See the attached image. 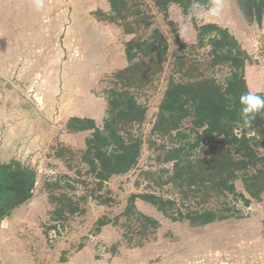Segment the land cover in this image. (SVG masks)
Returning a JSON list of instances; mask_svg holds the SVG:
<instances>
[{"label":"rangeland","instance_id":"374dc122","mask_svg":"<svg viewBox=\"0 0 264 264\" xmlns=\"http://www.w3.org/2000/svg\"><path fill=\"white\" fill-rule=\"evenodd\" d=\"M131 2L143 14H152V27L137 35L142 37L158 29L168 41V56L162 72L151 83L132 90L137 102L146 108L143 123L133 128V133L142 139L140 156L127 174L105 183L98 194L108 196L112 202L100 206L92 198L93 193L97 194L93 176L80 162L85 148L82 140L91 132H84L87 136L75 135L78 133L68 131L66 123L74 111H86L82 115L85 117L94 109L95 124L103 127L106 90L113 86V75L120 71V65L114 73L105 66L108 52L102 43H96L99 39L94 41L95 26L90 23L97 10L109 7L108 0H43L40 11L35 10L33 0H0V151L10 154L0 163L12 159L15 152L14 159L24 158V165L28 162L29 166L22 168L34 175L7 178L6 184L0 181V264H264V196L261 202L242 207L240 219L199 228L173 222L137 199V210L159 223L155 234L144 239L141 247L133 246L139 239H133L132 245L123 239L119 226L108 224L96 232V221L103 216L110 220L118 217L131 194L153 193L178 199L170 185H160L167 177H161L160 170H172V164L159 162L160 148L169 143L151 132L169 78L188 81L203 73L223 85L229 73L225 65H210L209 47L191 48L196 43L193 27L187 35H180L179 8L171 5L168 9L172 27L157 12L153 0ZM33 12L37 15L29 17ZM242 13L236 0H224L219 20H210L203 14L195 19L198 25L208 21L220 27L227 25L225 28L241 48L252 53L247 63L256 64L264 75V9L259 21L250 11L245 12L249 16L246 21ZM71 15L75 19H68ZM174 31L187 45L182 52ZM123 51L124 47L113 48L116 61ZM182 55L187 59L186 74L173 67L175 58ZM190 129L189 120L183 121L181 131L189 133ZM66 134H74L75 143L68 145ZM150 141L156 145L150 147ZM147 172L154 175L148 176ZM61 176L70 179L64 182L70 181L74 188L64 191L79 202L84 212L45 236L52 210L45 184ZM235 185L243 191L239 181Z\"/></svg>","mask_w":264,"mask_h":264},{"label":"trees","instance_id":"16d2710c","mask_svg":"<svg viewBox=\"0 0 264 264\" xmlns=\"http://www.w3.org/2000/svg\"><path fill=\"white\" fill-rule=\"evenodd\" d=\"M190 2L153 0V5L173 27L169 7L177 6L181 14H186ZM108 4L109 14L97 10L94 16L133 36L124 43L127 66L113 75V86L106 90L107 109L102 129L88 118L71 117L66 123L72 133L91 132L85 139L80 162L93 176L97 194L93 193L92 198L100 206L112 202L108 196L98 194L105 183L114 176L127 174L140 156L142 139L133 133V128L143 123L146 108L137 102L132 90L143 89L151 83L162 72L168 56V41L158 29L142 37L137 35L140 30L147 32L152 27V14H143L131 0H108ZM192 27L196 43L191 48L209 47L210 65H225L229 73L223 85L203 73L199 77H187L188 81L169 78L151 132L169 143L160 148L159 162L172 164V170H160L161 177L167 174L160 185H170L178 199L153 193L131 194L118 217L110 220L103 216L95 224L96 232L108 224L119 226L129 244L139 239L133 246L141 247L142 241L155 234L159 227L157 220L137 210V199L173 222H187L190 227L199 228L240 219L242 207L259 203L264 196V111L255 115L250 128L243 126L239 116L238 98L249 92L244 71L250 57L227 29L212 23L198 25L195 17ZM174 33L178 50L182 52L187 45ZM173 67L179 73L189 71L184 55L175 58ZM185 120L190 123L189 133L181 131ZM155 145L150 141V147ZM146 175L154 174L147 172ZM66 179L70 180L61 176L45 184L48 203L52 206L45 236L50 230L64 228L72 217L84 212L79 202L64 191L74 188L70 181L64 182ZM237 181L242 184V192L236 188Z\"/></svg>","mask_w":264,"mask_h":264},{"label":"crops","instance_id":"0c3cea01","mask_svg":"<svg viewBox=\"0 0 264 264\" xmlns=\"http://www.w3.org/2000/svg\"><path fill=\"white\" fill-rule=\"evenodd\" d=\"M175 7H177V6H175ZM109 11H110V7H108L103 12L106 14H109ZM35 15H37V14L35 12H33L31 15L29 14V17L34 18ZM92 17H93L92 18L93 23H90V24L95 26L94 27L95 31L94 30L93 31L96 32L94 34V41L99 39L98 41H96V43L97 44L102 43L105 46L104 50L108 52V56L105 60V66L107 68H111L110 70H112L113 73L118 69V68L114 69L115 67H117V64L120 65V67L118 66L120 70L124 69L127 66L125 55H123L124 51L122 52L123 54L120 55L121 57H118L117 61H116L117 57H115V53L112 51H113L114 47L115 48L117 46L124 47L123 46L124 44H121V42L125 43L128 40H130L133 36L125 35L121 31V29L114 24H111L109 22L98 21V20H96L94 15ZM68 19H70V20L75 19V15H71ZM208 23L216 24L215 21L214 22L208 21ZM205 24H207V23H205ZM68 25H69L68 28L71 31L73 29L72 22L69 23ZM222 26H223L222 28H225L227 25L223 24ZM87 42H88V39H87ZM245 52L250 57V60H252V57H251L252 53L249 51H246V50H245ZM244 77H245V81H246L247 88H248L249 92H253L256 94H262V95L264 94V91H263L264 75L259 71L256 64L251 66L248 63H246L245 71H244ZM249 80H252V82H249ZM251 85H252V87H251ZM91 111L92 112L90 113V115L84 117L82 115L86 114L85 113L86 111L76 110V111H74L76 113L71 114L69 118L77 117V118H81V119L82 118H88V119L94 120L96 118L97 111H95L94 109H92ZM56 128H57V126L54 129H56ZM81 134H83L82 136H87V135H85L84 132H80V133L75 134V135L81 136ZM73 136H74V134H68V135L66 134L65 139L68 141V143H69V144L67 143L68 145H70V144L72 145L73 143H75L77 137L75 139H73ZM79 138L81 140L83 137L82 138L79 137ZM84 141H85V138H83L82 144ZM2 146L3 145L0 144V150L2 149ZM79 148H80V150L83 149L82 145H80ZM13 154H14V157H16V153L14 152ZM9 155L10 154H8V153L4 154L3 151H0V159H4L5 156H9ZM14 157L12 159H14ZM12 159L10 158V159H8L6 161H2V163H0V164H2L0 166V181H3V183L6 184L7 181H5V180L7 178H13V177L14 178H24L25 176L26 177L30 176L31 178H34L33 173H31L27 169L22 168V165L25 167L29 166L28 162L24 165V162H23V160H25L24 158H22L21 160H19V159L18 160L17 159L12 160ZM31 162H32V159H31Z\"/></svg>","mask_w":264,"mask_h":264},{"label":"clouds","instance_id":"9594fccd","mask_svg":"<svg viewBox=\"0 0 264 264\" xmlns=\"http://www.w3.org/2000/svg\"><path fill=\"white\" fill-rule=\"evenodd\" d=\"M36 11L44 7L43 0H33ZM224 11V0H191L187 13H182L178 18L181 36L187 35L192 27L194 17L205 15L210 20H219ZM239 116L243 126L250 128L255 115L264 111V96L253 92H244L238 98Z\"/></svg>","mask_w":264,"mask_h":264},{"label":"flooded vegetation","instance_id":"af4514ba","mask_svg":"<svg viewBox=\"0 0 264 264\" xmlns=\"http://www.w3.org/2000/svg\"><path fill=\"white\" fill-rule=\"evenodd\" d=\"M239 8L243 10V15L246 21L249 20L248 14L245 12H251L253 14V18L259 21L261 19L262 10L264 9V0H236ZM249 15H251L249 13ZM248 16V17H247ZM248 23V22H247ZM259 24V22H257Z\"/></svg>","mask_w":264,"mask_h":264}]
</instances>
